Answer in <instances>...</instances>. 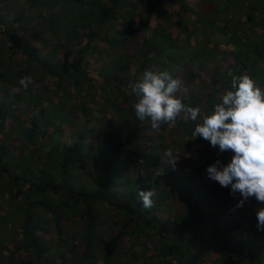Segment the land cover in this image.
Returning <instances> with one entry per match:
<instances>
[{
  "label": "trees",
  "instance_id": "obj_1",
  "mask_svg": "<svg viewBox=\"0 0 264 264\" xmlns=\"http://www.w3.org/2000/svg\"><path fill=\"white\" fill-rule=\"evenodd\" d=\"M159 2L167 0H0L7 13L0 16V236L6 227L11 232L8 246L0 238V264H113L117 257L128 264H264V230L256 217L264 205L253 197L237 207L240 194L207 175L209 165L227 164L234 153L194 138L199 118L185 122L184 113L153 130L149 119L136 117L131 90L145 70L179 66L185 94L178 97L199 107L201 116L230 89L229 72L248 74L264 91V22L249 13L254 7L240 4L231 14L239 20L209 22L221 25L215 30L226 50L213 36L199 48L177 36V29L196 32L198 24L185 26L181 0L171 12L173 32L170 13L157 11ZM133 30L145 36L135 41ZM128 41L134 43L126 50ZM228 55L232 61L220 70ZM207 58L214 65L200 84L193 66ZM23 77L32 78L27 89L19 84ZM167 149L174 158L176 149L183 152L182 163L164 161ZM142 189L155 193L150 209L138 199ZM15 203L22 215L12 228L7 207ZM103 204L122 219L95 263ZM70 211L82 222L79 243L64 229ZM43 218L53 226V241L43 235Z\"/></svg>",
  "mask_w": 264,
  "mask_h": 264
},
{
  "label": "clouds",
  "instance_id": "obj_2",
  "mask_svg": "<svg viewBox=\"0 0 264 264\" xmlns=\"http://www.w3.org/2000/svg\"><path fill=\"white\" fill-rule=\"evenodd\" d=\"M231 77V87L225 91L210 114L201 116L199 107L186 106L176 94L181 82L168 71L145 70L142 79L131 85L137 97L134 103L136 117L143 121L149 119L153 130L161 124H172L177 116L184 113L185 122H196L192 136L202 137L221 152L234 153L227 164L217 160L206 169L210 179L222 187L231 188L233 194L239 193L241 199L237 207H242L249 198H255L264 205V91L248 74ZM32 83L31 77L19 80L22 88ZM177 156V154H176ZM163 157L175 166L171 149L165 150ZM151 190L137 193L142 207H153ZM257 228L264 230V207L256 209Z\"/></svg>",
  "mask_w": 264,
  "mask_h": 264
},
{
  "label": "rangeland",
  "instance_id": "obj_3",
  "mask_svg": "<svg viewBox=\"0 0 264 264\" xmlns=\"http://www.w3.org/2000/svg\"><path fill=\"white\" fill-rule=\"evenodd\" d=\"M161 1V0H160ZM176 0H172L171 2H169L167 0V2H159L158 5H160V7L158 8V12H161L162 10L167 11L168 13H170L169 17L170 19H167V15L165 16H160L158 18L159 20V24L162 26L165 22V18L167 19V27L169 32H173V30L176 28L177 24H176V16L175 14H171L173 8H174V2ZM233 1L235 2V7H233V9H231V5L233 3ZM169 2V3H168ZM195 2V0H181L180 4L184 7V16H188V18H184L183 19V23L186 25V23L191 22L192 20H198V24L195 25V27L197 28V31H192L190 33H184L182 32V30L177 29V36L182 37L183 39L186 38L187 39V43L186 45L189 46H197V47H202V40L203 39H210V36H213V39H216L215 45L219 46L220 49L219 50H224L225 49V44H223L225 37L222 34H219L218 32H216L215 28H217V24L218 22L220 23H224L227 21H233L235 18H237V20L240 19V17L237 15L232 16L231 14H237L239 11H241V9L239 10L238 8L240 4L244 5L246 4V6H252L255 8V12H250L252 15H254L253 17L255 18V20H260V22H264V8L260 5L261 0H251V2H248L247 0H212L211 2H209V0H204L201 2L199 6V8L196 7H192V4ZM142 3H145V0H142ZM214 4H216V7L211 8L212 6H214ZM241 5V6H242ZM40 7V6H39ZM13 8V7H12ZM44 7L42 6L40 9L42 10ZM238 9V10H237ZM214 10V11H213ZM248 10V9H247ZM43 11H46L45 9H43ZM195 11V12H193ZM213 11V12H211ZM40 12V16L42 15V12ZM193 13V15L191 14ZM6 13V8H2L0 6V16H4ZM137 11L134 12V15L137 16ZM192 16V17H190ZM134 18H131V21H134ZM168 22H170L168 24ZM209 22H215L217 23L215 26V23H209ZM189 24V23H188ZM191 25V23H190ZM221 26V25H220ZM218 26V27H220ZM255 26V25H253ZM251 26V30L250 32L255 34L257 31V27L258 25L256 24L255 27ZM211 27V28H209ZM225 28L230 31L231 27L225 25ZM264 28V27H263ZM207 29V30H206ZM176 31V30H175ZM146 32H139V31H134L132 32V36L135 37V41L140 40L141 37L145 36ZM198 33V34H197ZM197 36H200L202 39H200V37L197 38ZM129 42V41H128ZM127 42V43H128ZM134 42H129L126 45V50L129 49V47L133 44ZM177 43V42H176ZM177 44H181V41ZM226 50V49H225ZM232 61V58L230 57V55H228L227 58L222 59L220 64L219 69L223 70V68H226V65L229 64ZM214 60L212 58H207L205 60H200L198 61V63L196 65L193 66V78H196L197 82H199L200 84H204L207 82V78L210 75V66L214 65L213 64ZM93 65L96 66V63H93ZM92 66V65H91ZM200 67V68H199ZM92 69H94L92 67ZM164 70L168 71L169 73L172 74V76H174V78H178L179 80L182 79L183 76V69H180L179 66L176 65H166V67L164 68ZM45 82V81H44ZM185 91H184V86L181 85V89L180 91L176 94L177 96L180 95H184ZM23 106H21L19 109H22ZM109 111V116H111L112 113V108H108ZM112 117V116H111ZM114 118V116L112 117ZM62 128V130H64V132L66 133L67 131L71 130V128L69 126L66 125H61L60 126ZM159 130V129H158ZM64 133V134H65ZM148 133V132H146ZM150 135V134H149ZM65 136V135H64ZM185 138V137H184ZM16 140L14 139V144H16ZM146 142H142L140 141L139 144H144ZM125 152H128L127 149H124ZM187 151V149H186ZM175 155L177 154V161H181L182 163V156L181 155L183 152H178V149L175 150ZM188 152V151H187ZM188 154V153H187ZM186 154V155H187ZM162 158L164 161L167 162V158L163 157V153L161 154ZM196 158L201 159L199 156H196ZM200 165V164H198ZM123 166V173L124 175H128V171L126 169V165L124 163H122ZM89 180H86V182H88ZM8 205H6L7 207ZM5 208L2 207L0 209L1 213H5ZM7 212L9 213V215H11L12 217V222H13V226L12 228L16 226L17 222H19L21 220V215H22V210L19 206L18 203H15L9 207H7ZM97 212H98V220H99V227H98V240L95 243V249L92 250L91 252V256H92V261L95 263H99L100 262V258H101V254H102V247L105 244V241L107 239H109L111 236H113V234L116 232L118 226L120 225V221L122 219V214H120L118 211H116L113 208H110L108 206H105L104 204L99 206L97 208ZM70 215V223L68 222L67 225H64V229L66 231H69L70 233H72L76 238V242H81V233H82V222L77 218V212L76 211H70L69 213ZM46 216V215H45ZM44 219V228L46 230V233H43L44 237L47 239V241H53L56 238V234L55 231L53 229L52 224L50 223L48 218H43ZM7 228V227H6ZM4 228L1 235L0 236L1 240L4 242V244L6 246L9 245V241L8 239L10 238L11 232L9 231L10 229H6ZM8 241V242H7ZM113 264H128V262H125L123 259L117 257L116 261Z\"/></svg>",
  "mask_w": 264,
  "mask_h": 264
}]
</instances>
